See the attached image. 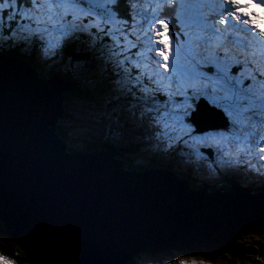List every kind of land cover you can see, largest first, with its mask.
Instances as JSON below:
<instances>
[{
	"label": "water",
	"instance_id": "water-1",
	"mask_svg": "<svg viewBox=\"0 0 264 264\" xmlns=\"http://www.w3.org/2000/svg\"><path fill=\"white\" fill-rule=\"evenodd\" d=\"M68 89L91 106L76 80L40 79L23 59L0 55V231L31 264H125L174 248L232 253L254 231L247 226L264 225V192L232 182L208 194L169 169L126 171L115 155L128 148L110 142L106 153L66 152L55 131ZM203 101L197 116L224 127L222 111Z\"/></svg>",
	"mask_w": 264,
	"mask_h": 264
},
{
	"label": "snow or ice",
	"instance_id": "snow-or-ice-1",
	"mask_svg": "<svg viewBox=\"0 0 264 264\" xmlns=\"http://www.w3.org/2000/svg\"><path fill=\"white\" fill-rule=\"evenodd\" d=\"M134 2L0 0V46L35 48L44 58L63 60L70 44L82 45L77 50V63L87 65L88 71L100 64L110 66L106 79L108 95L115 98L113 106L122 107L165 152L188 147L197 159L205 153L207 158L220 154L234 157L235 146L240 152L235 163L239 164L255 145L256 155L264 160V147H260L264 143V87L257 89L252 83L253 79H264V70L249 77L247 85L230 74L232 67L252 64L255 68L254 61L264 58V52H249L250 42L244 40V51L232 54L219 39L233 40V33L224 35L228 28L245 31L253 40L264 38V28L260 27L264 16L251 11L253 5L264 10V0H221V10L204 29L211 36L195 45L202 51L192 50L191 37L173 7L177 0H153L160 14L141 12L143 22H137L133 15ZM179 3L183 8L186 0ZM185 41L189 42L187 51ZM213 44L215 51H210L208 46ZM232 58L235 63L230 64ZM201 98L222 111L223 128L199 127L195 114ZM245 121L249 130L243 139L230 136L238 126L245 131ZM246 163L260 174L250 160ZM0 264L9 262L0 260Z\"/></svg>",
	"mask_w": 264,
	"mask_h": 264
},
{
	"label": "rangeland",
	"instance_id": "rangeland-1",
	"mask_svg": "<svg viewBox=\"0 0 264 264\" xmlns=\"http://www.w3.org/2000/svg\"><path fill=\"white\" fill-rule=\"evenodd\" d=\"M203 1L204 0H193V1L186 0L184 8L181 10H177V13L182 16V20H180V24L182 25L184 31L187 32L188 36L191 37V41L193 42V47H192L193 51H202L203 50L202 48H198L195 45L197 43L202 42L203 38L206 37V35H204L205 32L203 33L201 31H199L202 27V23H201L202 18L198 17V15H197V12L201 10V4ZM192 9H193V11H191ZM260 11H261V16H264V10H262L260 8ZM145 14L151 15L152 13L147 12ZM139 21L143 22V18H141ZM260 27L264 28V22L260 23ZM228 34L229 33H224V35H228ZM208 36L210 37L211 35H208ZM240 38H241V33H238V36L233 38V40H230V41H224L222 37L219 39L221 40L222 43H225L226 45H229V46L233 47L234 49H240V52H243L242 46L237 47V43H238ZM260 40H258V41H260ZM247 41L250 42V45L253 48V49H249L250 51L255 50L257 52H264V51L258 50L256 45H260V44L258 43V41L255 42V40H253L252 37L249 38ZM184 45H185V50L187 51L189 42L185 41ZM208 49L210 51H215V46L212 47V45H209ZM73 50H75V49H73ZM233 51L235 52V50H233ZM64 58L69 60V58L66 55ZM234 60H235L234 58L230 59L229 63L230 62H231L230 64L235 63ZM260 60L263 62L262 65H260V66L264 69V58H261ZM44 64H46V62H43L44 69H45V67L47 68V69H45V71L46 72L48 71V73L52 72V68H54V67H51L48 65L45 66ZM243 68H241V70H239V73L237 75H233V76L238 78V79H242L244 81L245 85H247L249 83L248 82L249 77H253L254 73L257 70L249 69V67H245V69H243ZM107 69L109 71H111L110 67H108ZM250 70H251V72H250ZM81 71H82L83 75L85 76V80L89 86H91L92 88H94L95 86H97V87L100 86L101 80H99L98 78H95L93 80H88V77L93 76L92 71H88L87 68L81 69ZM230 74L232 75V73H230ZM62 78H65V77L62 76ZM252 83L257 89L264 87V79H261V80L253 79ZM100 93H101V89H98V91H96V92H91V94L94 97H96V95L100 96ZM96 104H98V103L93 102V105L88 106L87 108L84 105L73 104L75 106V108L73 109V112H74V114H78L79 116L76 117V119H74V121H71L70 123L72 125H74L75 122L85 123L82 126L83 128H86L89 124L91 127L94 126V127L98 128V131L100 133H102V131L104 129H108V126L106 123L94 122V114L93 113L81 114L83 111H92L94 109V107H96ZM102 104H103V102H99V105H102ZM91 121H93V122H91ZM100 125L105 126V128H102ZM243 128L245 129V131H241L240 126H238L236 133H234V134L230 133V136L235 135V136H238L241 139H243V136L246 134L247 130H249V125H248L247 121L244 122ZM119 130H120V135L116 131H113V133H117V134H111V135L103 136V137H100L99 135H96V134H92L90 136H85V137L83 135H81V137L83 139L80 141L79 145L82 147V149L85 152H91V153H97L98 152V147L100 148L99 143L101 140L103 142L111 141L117 145H119V142H121L122 145L124 144L125 147L128 148L126 146V144H129V141L127 140V138H125L126 132L124 131V129L122 127H120ZM80 131H82V130H80ZM126 131L129 132L128 130H126ZM96 141H97V145H95ZM145 143H146L145 147L149 148L150 142L147 141ZM140 144L143 145V143H140ZM241 147H243V145ZM260 147H264V143H260ZM94 148H96L97 151H95L96 149H94ZM107 148H109V147L107 146ZM184 148H185L184 149L185 151L183 153H181V152L177 153L178 151H176V153H177L176 159H177V161L180 162V164L184 168H187V169L194 171L196 173V175H198V177H200V178L210 179L211 177L214 176V175H212V173H215V170H216L214 167V163L209 158H207L206 153H205L204 157L197 159V157L193 154L192 149H190L188 147H184ZM233 148H235V146H233ZM90 149L92 151H89ZM119 152L122 153V150H120ZM257 152H258V148H256L255 145H252L251 153L248 154L247 156H242L241 157V163H239V164L235 163V158H234L236 155L235 152H234V157H227L224 154H220L219 156H216V159L219 158L221 160L220 166H223V168L229 169V173L231 174V179L237 180L243 186H246V187H248V186L250 187V185L259 186L264 182V160L259 159V157L256 155ZM251 158H253V161ZM248 160L251 161L252 165H255L256 168L259 169V172H260L259 175H257V173L255 171H252L247 166L246 161H248ZM135 162L136 163L139 162L138 158H136ZM132 166L134 168H128V171L134 172L135 165H132ZM239 168H245V172L237 170ZM210 184H212V180H210ZM258 226L260 229L258 227L253 229L252 226H250V227L247 226V228H251L254 231L244 233V235H242L241 238H238L236 240L238 242V243L235 242V245L237 244L236 252L239 254H241L240 252H244L243 255L242 254L241 255H237V254L232 255V253H224L223 255H216V260H214V258L209 259L203 255L185 254V253H182L181 250H178V249H175L176 253L172 252L174 250H167L166 252H162V253H158V254H150V253H147V251H142L140 253H135V254L131 255V256L135 257V262H133L132 264H181L182 261L186 262V264H192V261H196L197 264H264V247H262V246H264V229H263L264 226L263 225H258ZM1 229H4V222L3 221H2ZM183 254H185V255H183ZM3 260L7 261L6 258H4ZM128 261H129V259L126 262H128Z\"/></svg>",
	"mask_w": 264,
	"mask_h": 264
},
{
	"label": "clouds",
	"instance_id": "clouds-1",
	"mask_svg": "<svg viewBox=\"0 0 264 264\" xmlns=\"http://www.w3.org/2000/svg\"><path fill=\"white\" fill-rule=\"evenodd\" d=\"M148 0H135V2L131 5V7L134 9V11H133V15H135V17H136V20H137V22H139V20H140V17L142 18V16H140L141 14V12H143V13H145V11L146 12H148V13H152V9L151 8H148V9H146V6H147V2ZM211 2H212V4H213V7H214V5L216 6H220V8L222 7L221 5H219V3H218V1L217 0H211ZM153 3V0H149V2H148V4H152ZM215 8V7H214ZM258 10V6L257 5H253V7H252V9H251V11H254V12H256ZM202 12H203V14H205V9L204 8H202ZM178 14V13H177ZM179 15V14H178ZM198 17H199V15H198ZM191 19V18H190ZM201 23H202V27L205 29L206 28V26L207 25H210L211 24V20H209V21H201ZM208 33V32H207ZM208 34H211V33H208ZM82 46V45H81ZM70 47H72V44H70L68 47H67V50L70 48ZM18 49H20L21 51H22V53L25 55V57H22V56H20V55H16V52H18ZM78 49V48H77ZM249 49H251V47L249 48ZM36 51V53H37V55L40 57V55H41V52L40 51H38V50H36L35 48H25V47H9L7 44H3L2 46H0V55H2V56H5V57H9V56H13V57H17V58H21V59H23L25 62H27V63H29L35 70H36V72H37V74H38V76H39V78L40 79H44V80H49V79H52L55 75L56 76H64L65 74L63 73V75H57V73L61 70V69H59L58 68V70H56V65L57 64H59L60 62H59V59H58V61H57V63H53L52 65H50L51 67H54V68H52V72H50V73H48V72H44V67L42 68V70H41V73H42V75H44V77H42V75L38 72V70L35 68V66L27 59V57H32V55H33V53ZM66 51V50H65ZM249 52H251L250 50H249ZM239 53H241L240 52V49H235V54H239ZM249 59H251V57H249ZM43 62H47V61H50L51 59H49V60H45V59H41ZM61 63H63V60H61ZM254 63H255V65H256V67L255 68H253V66H252V64H246L245 66H244V69H245V67H249V69H253V70H264L260 65H262V61L259 59V60H256V61H254ZM99 66H100V69H102L104 72L106 71L108 74H109V70L107 69L108 67H110V66H107L106 64H100V65H98V68H99ZM241 69V68H240ZM250 72H251V70H250ZM95 73H96V70H95ZM239 73V71H237V74ZM106 74V73H105ZM108 74H106V75H108ZM236 74V75H237ZM50 75V76H49ZM232 75H234L233 73H232ZM66 79H69L70 78V80L71 79H73V80H75L71 75H68V76H64ZM84 77V79H85V76H83ZM81 79H82V77H81ZM80 79V80H81ZM93 79H95V77H94V75L93 76H90V77H88V80H93ZM80 80H78V81H80ZM81 82H82V85L81 86H83V88L84 89H91V92H95V90H96V87L97 86H95L94 88H92L91 86H87L88 85V83L86 82V80L85 81H82L81 80ZM249 82V81H248ZM86 83V84H85ZM62 95H64L65 96V105H64V112L65 113H63V116H60L58 119H57V121H56V131H55V133L56 134H59L58 135V138L59 139H63L64 140V142L67 144V147L68 148H66V152H68V153H70V154H75V153H84L85 151L82 149V147L79 145V143H80V141L83 139L82 137H81V135H83L84 137L85 136H90V135H92L93 133H90V131H91V129L92 130H98V128H96V127H91L89 124H88V126L86 127V128H83L82 126L85 124V123H77V122H75L74 123V125H72L70 122L71 121H68L67 119H66V112L67 111H72V113H73V115L75 116L74 118H73V120L72 121H74V119L76 118V117H78L79 115L78 114H74V112H73V109L75 108V106L73 105V104H80V105H84L86 108L88 107L87 106V104L86 103H83V102H79L78 101V99L77 98H75L74 97V94H73V91H71V89H68V90H64V92L62 93ZM97 96V95H96ZM94 97V96H93ZM112 97V96H111ZM95 98L96 97H94L93 99L95 100ZM94 100L92 101V104H91V106L93 105V102H94ZM114 100H115V98L114 97H112V101H110V102H108V104H106V103H103L102 105H101V107L100 108H94V109H96L98 112H108L110 109H112L113 111H112V113H114V114H110L109 115V123L107 124V126H108V129H104L103 131H102V133H104L106 136H108V135H111V134H117V133H113V131H116V132H118L119 133V135H120V130H119V128L120 127H122L123 129H127L128 127L129 128H132V127H135V123L132 121V120H130L129 119V117H128V115H127V113H126V111H124L123 110V108L122 107H114L113 106V104H114ZM85 113H93L94 114V122H101L98 118H97V115L93 112V111H83L81 114H85ZM122 114V118L123 119H126L128 122H132L133 123V125H131V126H124V125H122V126H120V127H117L116 126V120H119L120 121V115ZM195 119H196V122H197V124L199 125V127L202 125V124H204L205 125V121H206V119L205 118H203V117H198L197 115H195ZM91 122H93V121H91ZM103 123V122H102ZM102 128H105V126H103V125H100ZM111 126V127H110ZM210 126H212V125H210ZM80 130H82V131H80ZM125 132H126V136H127V134H129V132H127L126 130H124ZM125 136V137H126ZM119 146L121 147V148H124V149H126V147H125V145L123 144L122 145V143L121 142H119ZM118 146V147H119ZM107 148V147H106ZM109 148H107V150H108ZM150 149H154V148H152V147H149V148H146L145 146H144V144L142 145V147H140L137 151H135V154L134 153H132L130 150H129V148H128V152L126 151V150H122V153L121 154H123L124 156H119V161H124L125 160V163L123 164V169L124 170H126V171H128V167L126 166L127 164H130V165H135V170L134 171H137V172H143L142 171V169L144 170V171H151L152 169L151 168H149V167H147V166H145V165H143V159H145V157L146 156H148V152H151L150 151ZM154 150H156V149H154ZM161 153H162V150H159ZM98 152H99V150H98ZM158 154L157 156H158V159H155V162L158 164V166L160 167V169H169L172 173H174L173 172V169H177V172L176 173H174L182 182H184L186 185H188L190 188H192V189H194V190H203V189H208L207 190V192H208V194H214V193H216L217 191L216 190H220L221 189V192H229L231 189H232V187H235V185L232 183V182H235L236 184H238L237 183V181L236 180H234V179H231V174L230 173H228L227 174V176L224 174L223 175V177L220 179V180H222L223 181V183H222V187L221 188H218V187H216V188H211V187H209V185H208V179H205V178H203V179H205L206 181H200L201 183H203V184H201V187H195V186H193V185H195L196 184V182L194 181V178H196V179H198V175H196V173L194 172V171H192V170H190V169H187V168H184L181 164H180V162L179 161H177V159H173V158H171L170 157V161H164V158H163V155L162 154ZM136 158H138V160H139V162L138 163H136L135 162V160H136ZM129 159H133V161L134 162H129ZM176 165V166H175ZM177 165H178V168H177ZM218 167H220L221 168V171L222 172H225V170H226V168H223V166H220V162L218 163V165H217ZM226 176V177H225ZM228 184H229V187L228 188H225V185H226V187L228 186ZM212 186V185H211ZM221 186V185H220ZM242 186V185H241ZM242 187H244V188H250V191H251V194H260V193H263L264 192V182L261 184V185H259V186H253V185H250V187L248 186V187H246V186H242ZM216 189V190H215ZM0 222H2L1 221V219H0ZM251 226H257V227H259L258 225H251ZM264 226V225H263ZM264 228V227H263ZM0 229H1V226H0ZM261 231V230H260ZM2 235H5V236H8L7 234H4L3 232H0ZM242 235H244V234H242ZM241 235V236H242ZM240 236V237H241ZM235 242H237V241H235ZM238 243V242H237ZM175 249H178V250H181V252L182 253H185V254H195V255H203V256H205V257H207V258H209L210 256H213V255H219L220 253L218 252V250L217 249H215V250H213L210 254L209 253H206V254H202V253H196V252H189L188 251V249H179V248H174V249H171V250H174V251H172V252H175L176 253V250ZM167 251V250H166ZM166 251H164V252H166ZM171 252V253H172ZM1 253V252H0ZM24 253H25V251H24ZM138 253H140V252H138ZM148 253V252H147ZM159 253H162V252H159ZM151 254V253H150ZM158 254V253H157ZM185 254H183V255H185ZM234 254H237V255H241V254H239V253H237L236 251L235 252H232V255H234ZM25 255H26V253H25ZM26 257H27V255H26ZM27 259H28V261H29V258L27 257ZM210 259V258H209ZM216 259V256L214 257V260ZM30 262V261H29ZM133 263V262H135V257H133L132 259H129V261L128 262H126L125 264H128V263ZM31 263V262H30Z\"/></svg>",
	"mask_w": 264,
	"mask_h": 264
},
{
	"label": "trees",
	"instance_id": "trees-1",
	"mask_svg": "<svg viewBox=\"0 0 264 264\" xmlns=\"http://www.w3.org/2000/svg\"><path fill=\"white\" fill-rule=\"evenodd\" d=\"M114 26H116V25H114ZM80 47H82V46L79 44L73 43L72 47H70L68 50H67V48L65 49L66 50L65 55L67 57L71 56L72 57L71 60H67L64 58L63 63H61V59L59 57H57L56 59H51L50 61H47L46 64H44V65L50 66L53 63L54 64L57 63V61L59 59L60 63L56 65V70H58V68L61 70L57 73V75H63V73L65 74L64 76L71 75L76 80L78 86L82 88L83 91H81L80 93L88 96V95H92L91 89H84L83 86H81L82 85L81 80L85 81L84 77L81 79V77L84 76L81 69L87 68V65L82 64V63L81 64L77 63V60L80 59V57L77 55V50H78L77 48H80ZM73 49H75V50H73ZM16 55H20L22 57H25V55L22 53V51L20 49H18V52H16ZM27 59L35 66V68L37 67L36 69L42 75L41 70L44 67L43 61L37 55L36 51L33 53L32 57H27ZM45 69H47V68L45 67ZM45 69H44V72L46 73ZM95 70H96V73H95ZM239 70H240V67H234L232 73L234 75H236L237 71H239ZM92 72H93V75L95 78H98L99 80H101L100 86L96 87V90H95V92H96V91H98V89H101L100 96H96V98L94 100V102L98 103V104H96V107H94V108H100L101 105H99V102H103V103L108 104V102L112 101V97L110 95H108V81L106 79L107 78L106 74H108V73L106 71L104 72L102 69H100V66H99V68H98V66L94 67ZM42 77H44V75H42ZM78 80H80V81H78ZM87 86L89 87V85H87ZM92 111L97 115V118L101 122L106 123V124H108L110 121L109 115L114 114V113H112V111H113L112 109H110L108 112H98L96 109H93ZM74 117L75 116L73 115L72 111L69 110L66 112V119L68 121H72ZM120 121L122 122V124L124 126L133 125L132 122H128L126 119H123L122 114L120 115ZM90 133L99 135L100 137L106 136L104 133H100L97 129L96 130L91 129ZM125 138H127V140L129 141V144H126V146L129 148V150L132 153L135 154V151H137L140 147H142V145L140 143H143V141L136 139L131 134H127V136ZM105 142H111V141H105ZM102 143H103V141L101 140L99 143L100 148H101ZM111 143H113V142H111ZM95 145H97V141H96ZM94 149H96V148H94ZM98 149H99V147H98ZM89 151H92V150L90 149ZM95 151H97V149ZM161 154L163 155L164 161L165 160L170 161L171 152H165L164 150H162ZM148 160H150L151 163H154L155 162V156L154 155L148 156ZM129 162H134V161H133V159H129ZM126 166L128 168H134L130 164H127ZM194 181L196 182V184L193 186L201 187L199 179L194 178ZM0 226H2V222H0ZM0 252H1L0 253V260H3L4 258H6L7 261L9 262V264H31L28 261L26 255H25L24 251L21 249V247L18 244H16L14 241L9 239L7 236L2 235L1 233H0ZM240 253L242 255L244 254V252H240ZM215 256L216 255H213V256H210L209 258L212 259ZM128 264H131V263L129 262Z\"/></svg>",
	"mask_w": 264,
	"mask_h": 264
},
{
	"label": "bare ground",
	"instance_id": "bare-ground-1",
	"mask_svg": "<svg viewBox=\"0 0 264 264\" xmlns=\"http://www.w3.org/2000/svg\"><path fill=\"white\" fill-rule=\"evenodd\" d=\"M215 45L213 44L212 45V47H214ZM227 46V48H228V50H229V52L230 53H232V54H235V52L233 51V50H235L233 47H231V46H229V45H226ZM193 49V48H192ZM251 49H253L252 47H251ZM243 51H244V49H242ZM233 61V60H232ZM235 61V60H234ZM231 63V62H230ZM244 69V68H243ZM241 70V69H240ZM245 133V132H244ZM104 143H109V142H103L102 144H101V148H99L98 150H99V153H106V152H108V150H107V146H105V145H103ZM110 144L111 145H114V146H119V145H117V144H115V143H111L110 142ZM233 150H234V152L236 153V155L235 156H240V152L239 151H236L235 150V148H233ZM119 156L120 155H115V159L116 160H118L119 159ZM255 158V157H254ZM252 159V161H253V158H251ZM256 160V159H255ZM243 162V161H242ZM259 167V166H258ZM142 171L143 172H145L143 169H142ZM257 226H252V228L254 229V228H256ZM242 237V236H241ZM241 237H239V238H241ZM235 249L237 250V244L235 245ZM196 253H200V251H196ZM224 254V253H223ZM223 254H219V255H223Z\"/></svg>",
	"mask_w": 264,
	"mask_h": 264
}]
</instances>
